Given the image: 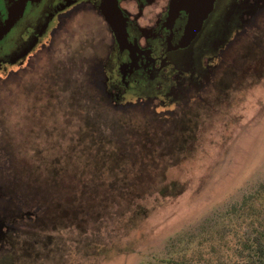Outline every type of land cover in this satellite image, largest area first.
Segmentation results:
<instances>
[{
	"label": "rangeland",
	"instance_id": "1",
	"mask_svg": "<svg viewBox=\"0 0 264 264\" xmlns=\"http://www.w3.org/2000/svg\"><path fill=\"white\" fill-rule=\"evenodd\" d=\"M233 1L193 43L211 81L174 100L159 77L106 91L84 30L0 70V264H170L204 228L232 245L215 225L264 181V2L234 35Z\"/></svg>",
	"mask_w": 264,
	"mask_h": 264
},
{
	"label": "flooded vegetation",
	"instance_id": "2",
	"mask_svg": "<svg viewBox=\"0 0 264 264\" xmlns=\"http://www.w3.org/2000/svg\"><path fill=\"white\" fill-rule=\"evenodd\" d=\"M232 1L27 0L23 8L22 0H0V70L11 71L6 68L10 63L24 67L33 55L49 48L60 31L65 32L64 21L69 16L91 7L100 14L110 34L109 42L104 37V43L100 42L107 52L103 63L107 90L123 98L131 83L159 77L164 82H157V87L174 100L178 97L174 93L176 87L195 89L197 93L211 81L218 64H195L191 59L193 43L213 34L216 14ZM249 1H233L237 9L234 35L245 21V4ZM255 2L256 6L264 0ZM8 36L10 43L5 48L1 43ZM230 41L218 49L219 62ZM185 72L189 74L184 78ZM153 99L156 97L145 100Z\"/></svg>",
	"mask_w": 264,
	"mask_h": 264
},
{
	"label": "trees",
	"instance_id": "3",
	"mask_svg": "<svg viewBox=\"0 0 264 264\" xmlns=\"http://www.w3.org/2000/svg\"><path fill=\"white\" fill-rule=\"evenodd\" d=\"M135 211L136 209H133L129 218L136 215ZM129 218L125 221L126 224L131 221ZM215 227L217 229L214 233L219 234L221 239L228 238L227 242L229 245L232 244L225 251L221 252V246L216 248L213 244L215 238L210 230L199 229L195 235L198 238L196 244L188 245V249L180 253L176 261L169 260L168 263L264 264V181L255 186L237 204L230 206L222 221ZM206 233L211 236L208 237ZM190 242L193 241L187 244ZM98 248L99 254H103L106 249L103 246ZM126 248L124 250H127Z\"/></svg>",
	"mask_w": 264,
	"mask_h": 264
},
{
	"label": "crops",
	"instance_id": "4",
	"mask_svg": "<svg viewBox=\"0 0 264 264\" xmlns=\"http://www.w3.org/2000/svg\"><path fill=\"white\" fill-rule=\"evenodd\" d=\"M64 29L68 31L69 38H75L74 32L80 30L85 31L88 36L83 38V43L85 45L82 47V51L77 53L78 58L84 64V68L89 72L90 68L94 66L93 70L98 71L101 75L102 84L105 90V72L103 69L104 59L106 58L107 52L100 47V42L104 43L103 37L106 42H109L110 34L107 32L106 24L100 16V14L93 8L87 7L86 9H78L71 16H69L65 21ZM78 34V33H77ZM81 39V38H80ZM85 39H89L91 43L87 44ZM78 41H81L77 39ZM99 42V43H98ZM92 69V68H91ZM90 98V97H89ZM94 100L97 103L96 97Z\"/></svg>",
	"mask_w": 264,
	"mask_h": 264
},
{
	"label": "water",
	"instance_id": "5",
	"mask_svg": "<svg viewBox=\"0 0 264 264\" xmlns=\"http://www.w3.org/2000/svg\"><path fill=\"white\" fill-rule=\"evenodd\" d=\"M26 1H27V0H22V3H21V4H22V7H23V8H24V6H25ZM12 23H13V22H12ZM10 24H11V23H10Z\"/></svg>",
	"mask_w": 264,
	"mask_h": 264
}]
</instances>
